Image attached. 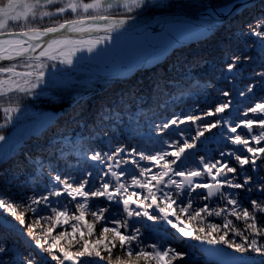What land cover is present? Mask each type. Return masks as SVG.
Returning a JSON list of instances; mask_svg holds the SVG:
<instances>
[{"label": "snow or ice", "instance_id": "1", "mask_svg": "<svg viewBox=\"0 0 264 264\" xmlns=\"http://www.w3.org/2000/svg\"><path fill=\"white\" fill-rule=\"evenodd\" d=\"M152 2L0 0V112L4 117L0 128L5 127L12 121L14 114L20 112L22 98L38 94L36 89L45 83L50 68L57 69V62L59 65L72 66L78 53H93L98 45L112 39L113 32L135 19L128 14ZM114 9H122L123 12L114 16ZM66 14H71V18L55 19ZM45 18L51 23L39 26L37 22H43ZM248 34L258 38V46L264 54V18L255 25H249ZM249 60V56L242 58L241 55H233L227 64V71L239 72V66ZM5 61L9 63H3ZM256 75L264 81V71ZM247 91L252 92L253 87L249 86ZM239 94L245 95L243 91ZM223 95L228 96L229 93L224 92ZM230 103H220L214 110L205 112L204 116L221 114L229 108ZM243 117L232 126L223 117L205 123L199 115L186 114L183 119L173 115L171 119L157 124L156 129L164 132L170 126H178L186 121L193 124L200 121L194 136L182 141L164 142L174 151L161 148L146 154L136 148L129 151L120 145L111 152L96 151L87 157L99 164L110 161L106 164V171L94 173L85 170L82 176L63 178L57 173L51 176L55 184L47 194L21 196L20 202H14L7 195L10 189L0 190V210L13 218L9 221L4 217L0 228L11 231L20 226L26 227V237L30 238L29 247L32 249L27 255L18 254V258L9 257L6 260L4 256L9 249L6 242L0 240V264H39L38 257L45 264L47 258L55 261V264H65L66 261L71 264H99L105 260L107 264H174V261L183 259L186 253L169 244L164 236L151 242L143 238L141 229L135 227V223L143 218L154 224L163 222L169 225L175 230L171 235L176 241L196 240L213 246L226 245L239 254L233 257L232 264H248L245 254L250 252L264 256V241H261V237H264V223H261L264 221V200L250 199V210L243 205L239 192L227 191L240 189L251 193L255 189L264 193V183L257 182L264 180L258 176L257 164L258 160L264 159V97L247 107ZM218 125H228L227 131L234 134L229 135L228 140L240 147L221 151V159L213 161L202 156L196 167H184L188 150L195 148L196 141ZM238 129L244 130L245 134L238 133ZM5 139L4 135H0V141ZM137 156L138 160L135 159ZM229 159H234L239 173L236 166L230 165ZM141 161L152 162L157 171L153 172L151 167L142 165ZM0 163H3L2 156ZM249 164L252 172L257 173L256 177L245 171V166ZM93 179L100 181L99 184H94ZM5 184H8L7 180ZM130 188L139 191H129ZM65 194L71 198L65 204H59L58 201L53 204L49 199ZM100 198L107 203L101 202ZM25 200L27 203L23 202ZM69 203H74L71 210ZM119 204L123 205L122 216L113 212L112 205ZM26 212H31L35 217L32 224L26 223ZM86 214L92 218V222H85L83 227L91 239L84 236L76 239L79 222ZM209 218H218L222 223ZM41 221L49 227H41L37 233L35 228ZM237 222L242 223L243 227L237 226ZM98 223L101 227L96 234L95 225ZM65 224H70L71 233L63 230L52 235L54 229ZM230 234L233 238H229ZM235 237L239 238V242ZM114 249H119L122 254L114 257ZM45 253L47 257L43 256Z\"/></svg>", "mask_w": 264, "mask_h": 264}, {"label": "trees", "instance_id": "2", "mask_svg": "<svg viewBox=\"0 0 264 264\" xmlns=\"http://www.w3.org/2000/svg\"><path fill=\"white\" fill-rule=\"evenodd\" d=\"M208 1L219 8L239 0ZM206 7L204 3L195 0H153L151 4L128 15L150 18L167 13H185L195 16ZM122 12L123 10H118L114 14L120 15ZM59 18H70V16L66 14L65 17ZM261 18H264V0H258L236 13L208 37L173 50L163 61L142 69L131 77L93 78L94 80L89 84H75L56 89L55 99L38 97L27 100L24 105L50 113L51 118L44 126L31 130L9 150L0 153L3 157V163H0V190L10 189L7 195L14 202H20L21 196L47 194L55 184L51 176L57 173L63 178L82 176L85 170L94 173L106 171V164L111 163L110 161L106 160L105 164H99L87 157L96 151L111 152L120 145L125 146L129 151L136 148L146 154H152L161 148L174 151V148H169L164 142L182 141L194 136L200 121L195 124L186 121L184 124L170 126L164 132H159L156 125L171 119L173 115L180 116L181 119L186 114L199 115L205 123L215 122L223 117L235 126V123L245 118L243 112L246 108L264 97V81L256 75L264 71L262 66L264 54L258 46V38L248 34V26L255 25ZM37 23L43 27L51 21L45 19ZM233 55H241L242 58L249 56L251 60L243 62L239 66V72L229 73L227 64L231 62ZM249 86L253 87L252 92L247 91ZM241 91L245 95L241 96L239 94ZM224 92H228L229 95L224 96ZM229 101H231L230 106L223 113L204 116L205 112L214 110L216 105ZM20 105L22 106L21 101ZM251 117L250 113L249 118ZM2 121L4 117L0 112V124ZM227 129L228 125H218L211 131L205 132L196 141V147L186 153L188 159L183 166L196 167L202 156L215 161L221 159V151L227 152L240 147L232 145L228 140V136L234 134L229 133ZM237 132L245 134L242 129H238ZM113 136L115 138H109ZM124 155L128 158L126 153ZM135 159L138 160L139 157ZM140 163L151 167L153 172L157 171L152 162ZM229 163L231 166H236L238 173L240 172L234 159H229ZM257 164L258 176L264 178V159L258 160ZM127 167L134 168L133 165ZM251 168L249 164L245 166V171L248 175L256 177L257 173L252 172ZM6 169L11 171L7 172ZM99 182L93 179L94 184ZM257 182L264 183V180ZM133 190L139 191V189H129V191ZM227 191L239 192L243 205L250 210V199L264 200V193L255 189L251 193L240 189H227ZM49 199L53 204L57 201L59 204H65L71 200L66 194ZM100 200L107 203L103 198ZM23 202L27 203L26 200ZM69 208L70 210L74 208V203H69ZM112 208L116 215H123L122 204L112 205ZM20 210L24 211V209ZM0 217L13 220L3 210H0ZM25 219L27 224H32L35 217L31 212H26ZM209 219L222 223L218 218ZM85 222H92V218L87 214L79 222L80 226L75 233L76 239L81 236L91 239L87 237L86 229L83 227ZM108 226L112 227L111 224ZM237 226L243 227V224L237 222ZM41 227L47 229L49 225L41 221L36 225L37 233L40 232ZM100 227L99 223L95 225L96 234L99 233ZM135 227L141 229L143 238L147 241L151 242L164 236L169 244L186 253L183 259L174 261V264H222L209 259L205 252L208 244L196 240L176 241L171 235L175 230L163 222L154 224L143 218L135 223ZM63 230L72 232L70 224H65L54 229L52 235ZM26 232L27 228L23 226L11 231L0 228V240L5 241L9 249L4 259L18 258V254L27 255L28 251L32 250ZM229 238H233L231 234ZM235 239L239 242L238 237ZM261 241H264V237H261ZM120 254L122 253L119 249L113 250L114 257ZM43 256L47 257V254ZM245 257L248 264H264V256L259 254L250 252L245 254ZM38 260L39 264H45L39 257ZM47 264H55V261L47 258ZM99 264H107V260Z\"/></svg>", "mask_w": 264, "mask_h": 264}, {"label": "water", "instance_id": "3", "mask_svg": "<svg viewBox=\"0 0 264 264\" xmlns=\"http://www.w3.org/2000/svg\"><path fill=\"white\" fill-rule=\"evenodd\" d=\"M257 1L258 0H239L218 9L211 5L210 2L205 1L204 3L208 6L207 10L213 13L212 15L208 16L205 15L207 10H203L195 16H190L185 13H167L150 18L135 17V19L129 20L123 28L113 32L112 38L131 36L134 35L135 32H139L140 29L142 30L145 27H151L162 34H158L159 36L156 35L158 41L152 42L150 44L156 47H153L151 50L146 48L141 50V52L126 51L124 53H118L119 56L132 55L137 57L141 54L146 55L141 59H137L133 67L129 69L126 68L125 70H120L116 67L109 69L97 63V65L100 66V70L82 67L83 71L94 76L107 77L109 79L131 77L138 71L150 68L163 61L173 50L208 37L210 34L220 28L226 21H228L233 15L241 12L244 8L254 4ZM220 9L225 11L222 12V14H215V12ZM138 26L141 28L138 29ZM173 26H177L175 31L170 30V28ZM187 26H192L195 28L194 31H190V33L187 34H182L181 31L179 32V28L181 29ZM178 33H180V35ZM99 35H103V33H99ZM101 57V55L96 57L84 56L83 61L88 60L96 62V59ZM3 63L7 64L9 62L5 61ZM0 220L3 221V218L0 217ZM205 252L210 260L217 261L222 264H232L233 257L239 255L224 245H208ZM65 264H71V262L66 261Z\"/></svg>", "mask_w": 264, "mask_h": 264}, {"label": "rangeland", "instance_id": "4", "mask_svg": "<svg viewBox=\"0 0 264 264\" xmlns=\"http://www.w3.org/2000/svg\"><path fill=\"white\" fill-rule=\"evenodd\" d=\"M195 1L204 3L205 1H208V0H195ZM223 7L225 6H222L219 8H223ZM207 8L208 6L206 7V9ZM118 10H122V9H118ZM118 10L114 9L112 14L114 16H118L114 14V13H117ZM67 15H69L71 18V14H67ZM55 19H58V18H55ZM47 21L49 20L47 19ZM86 54L87 56H90V57H96V56L101 55L103 58L104 56L105 57L108 56V59L104 65L100 64V62L102 61H98L96 63H99L100 65H103L104 67H107L109 69L116 67L120 70H125L126 68L129 69L133 67L137 59H141L146 56L145 54H141L137 57L132 56V55L118 56V53L104 54L99 51H94L91 54L89 53H86ZM77 56H80V55L77 54ZM84 56L85 55L81 57L82 60H80L79 63L72 65V66L59 65L57 62V69L50 68L49 72L46 73L47 79L45 83L42 84L40 88L36 89V92L38 94L29 96V97H24L20 100L22 103V106L20 105L21 106L20 112L14 114L13 119L10 123H8L5 127L0 128V135H4L6 137L4 141H0V153L2 152L4 153L7 150H9L10 147L14 146V144H16L19 139H21L24 135H27L31 130H34L36 128H41L42 126H44L47 123V121L51 118L50 113L41 112L40 110L34 109L29 105H24V102H26L29 99H34L38 97H42L45 99H55L56 89L58 88L67 87V86L75 85V84H79V85L89 84L94 80L93 78L109 79L107 77H100V76L98 77L88 72H84L82 67H85V68L89 67V68H95L97 70H100L99 68L100 66L95 64L94 63L95 61H88V60L83 61ZM3 123L4 121H2L1 124Z\"/></svg>", "mask_w": 264, "mask_h": 264}, {"label": "bare ground", "instance_id": "5", "mask_svg": "<svg viewBox=\"0 0 264 264\" xmlns=\"http://www.w3.org/2000/svg\"><path fill=\"white\" fill-rule=\"evenodd\" d=\"M207 10V9H205ZM225 11V10H224ZM223 9L217 10L215 12V14H222V12H224ZM213 13L209 10L206 11L205 15H212ZM177 26H173L170 28L171 31H175ZM141 27L138 26V29H140ZM137 29V30H138ZM195 28H193L192 26H187V27H183V28H179V32L181 31L182 34H187L190 33V31H194ZM178 30V29H177ZM162 35L160 34V32H158L156 29H153L151 27H145L142 30L140 29L139 32H135L134 35L131 36H127V37H114L112 38L110 41L101 43L100 45L97 46V49L95 51H99L102 52L104 54L108 53V54H112V53H124L126 51L128 52H136V51H140L144 50V49H153V47H156L154 45H150L152 42H157L158 38L156 35ZM180 35V33H178ZM158 35V36H159ZM87 52L84 53H78V55L80 56H76L77 58H74V63L76 64L78 62H80L81 57L83 55H85V57H87ZM82 54V55H81ZM119 56V55H118ZM107 57V58H106ZM104 56L103 58H99L96 59L98 61H102L100 62V64H105L108 56ZM113 58V57H112ZM105 59V61H104ZM84 60V59H83ZM95 62V63H96ZM97 64V63H96Z\"/></svg>", "mask_w": 264, "mask_h": 264}]
</instances>
